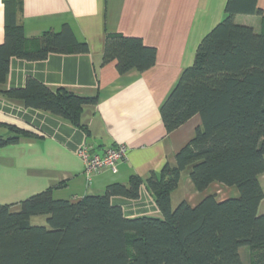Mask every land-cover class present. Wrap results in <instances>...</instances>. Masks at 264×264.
Listing matches in <instances>:
<instances>
[{"label": "trees", "instance_id": "trees-1", "mask_svg": "<svg viewBox=\"0 0 264 264\" xmlns=\"http://www.w3.org/2000/svg\"><path fill=\"white\" fill-rule=\"evenodd\" d=\"M226 17L201 41L193 66L187 68L161 108L168 133L199 116L202 125L160 174L145 182L163 218L128 219L112 198H140L144 181L133 176L128 185L111 184L104 195L72 203L57 200L53 190L18 205L0 204V264H264V30L236 22L237 15H261L258 0H227ZM9 14L0 44V89L6 86L11 60L44 61L51 54H88L69 25L45 34L41 47L26 50V37ZM156 50L135 37L108 36L104 62H115L120 74L146 71L156 63ZM8 101L49 112L85 129L82 116L96 97L65 89L52 90L29 77L22 88L1 91ZM0 147L33 135L0 120ZM188 172L197 191L212 184L235 187L237 198L205 197L196 206H172V193ZM18 209L14 210V207ZM47 217L45 226L33 217Z\"/></svg>", "mask_w": 264, "mask_h": 264}, {"label": "crops", "instance_id": "crops-1", "mask_svg": "<svg viewBox=\"0 0 264 264\" xmlns=\"http://www.w3.org/2000/svg\"><path fill=\"white\" fill-rule=\"evenodd\" d=\"M226 3L227 0H0V44L5 39L8 13L14 11L17 25L24 30L28 51L39 49L45 34L59 33L66 25L89 47L88 54H51L44 61L34 62L11 60L7 84L0 89V120L33 136L0 147V204L18 205L48 189L53 190L55 199L76 203L87 196L104 195L111 184L128 185L133 176H138L144 181L140 198L114 197L112 203L122 207L128 219H162L155 196L145 182L152 173L160 174L166 164L176 165L177 153L192 140L202 121L196 116L168 133L161 108L183 72L194 65L203 38L226 17ZM258 8L264 12V0H258ZM237 16L262 18L258 28L242 25L258 33L264 30V14ZM112 35L139 38L154 48L155 65L146 71L133 69L120 74L115 62H104L105 42ZM29 77L52 90L65 89L98 98L95 106L85 108V129L4 98L1 91L22 88ZM9 134L6 128H0V135ZM121 144L129 147L128 159L119 162L116 170H102L88 183L80 151L86 149L90 155L102 156ZM176 190H182L178 203L185 201L191 206L209 195L219 201L239 196L237 188L217 183L199 192L188 172L182 174ZM259 214L264 215V200ZM39 217L38 223L31 221L32 224L45 226L47 217ZM241 253L245 264H249V249Z\"/></svg>", "mask_w": 264, "mask_h": 264}, {"label": "built area", "instance_id": "built-area-1", "mask_svg": "<svg viewBox=\"0 0 264 264\" xmlns=\"http://www.w3.org/2000/svg\"><path fill=\"white\" fill-rule=\"evenodd\" d=\"M129 147L121 144L109 148L104 155H90L86 149L80 151V157L83 160L87 182L90 183L93 176L97 175L104 169L116 170L121 161L128 159Z\"/></svg>", "mask_w": 264, "mask_h": 264}, {"label": "rangeland", "instance_id": "rangeland-1", "mask_svg": "<svg viewBox=\"0 0 264 264\" xmlns=\"http://www.w3.org/2000/svg\"><path fill=\"white\" fill-rule=\"evenodd\" d=\"M246 17L247 16H237V23H241V24H252V25H255V27H257V28L259 27V23L261 25L262 18L257 17V16L252 17V18H250V17H247L246 18ZM261 182L264 184V177L261 178ZM182 190H176L174 192V195H173V199H174L173 206L174 207H177L178 204H179L178 203V200H179L180 196L182 195ZM39 219H40V217H33L31 219V221L33 223H38Z\"/></svg>", "mask_w": 264, "mask_h": 264}]
</instances>
